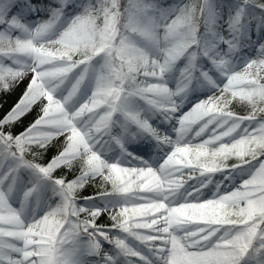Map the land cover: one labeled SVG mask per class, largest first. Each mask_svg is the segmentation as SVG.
<instances>
[{
    "label": "snow or ice",
    "instance_id": "1",
    "mask_svg": "<svg viewBox=\"0 0 264 264\" xmlns=\"http://www.w3.org/2000/svg\"><path fill=\"white\" fill-rule=\"evenodd\" d=\"M29 75L0 118V264H264V0H0V91Z\"/></svg>",
    "mask_w": 264,
    "mask_h": 264
},
{
    "label": "rangeland",
    "instance_id": "2",
    "mask_svg": "<svg viewBox=\"0 0 264 264\" xmlns=\"http://www.w3.org/2000/svg\"><path fill=\"white\" fill-rule=\"evenodd\" d=\"M24 0H18L19 4H22ZM33 3L38 7V8H43L47 3H51V0H33ZM28 21H35V20H44L47 19V13L46 12H41L39 15L35 14H29L27 17ZM255 31V30H254ZM253 39H256V36H253ZM253 57H255L256 52L252 51L250 53ZM30 75L24 79L22 82H20L17 86H14L13 89L9 92H3L0 91V118H3V116L17 103L21 95L23 94L29 80H30ZM39 105L34 106L32 111L18 124H16L11 131L13 134H17L20 131H22L33 119H35L36 115L39 112ZM229 110L235 112L236 114L239 115H247L248 114V108L246 105L240 104L237 101H233L232 104L229 105ZM259 118V117H258ZM62 139V138H61ZM61 141H57L52 147V156L56 153L57 148L59 147ZM45 158H42L43 163H46L47 161L44 160ZM236 163V160L234 158H230L226 164L228 166H231L232 164ZM76 168H79V165L77 164L75 166ZM220 174L216 175V179H220ZM102 181L100 178H96L95 180L91 181L82 191H80V199L83 202V198L90 195L92 192L99 191L100 190V185ZM82 197V198H81ZM90 264H94L93 261L89 260Z\"/></svg>",
    "mask_w": 264,
    "mask_h": 264
},
{
    "label": "trees",
    "instance_id": "3",
    "mask_svg": "<svg viewBox=\"0 0 264 264\" xmlns=\"http://www.w3.org/2000/svg\"><path fill=\"white\" fill-rule=\"evenodd\" d=\"M164 3H175L178 2V0H163ZM185 3L190 2V0H184ZM219 3H224L227 4L228 0H218ZM79 173V170L77 168H73L71 171H68L66 169H61L59 171H57L56 175L60 176V175H66L69 179L74 178L77 174ZM110 185H109V189H110ZM95 194V193H94ZM78 198H79V194H78ZM84 218V215L81 214V219ZM98 224H102V225H111L112 221L109 219V214L108 213H104L101 217L98 218L97 220Z\"/></svg>",
    "mask_w": 264,
    "mask_h": 264
},
{
    "label": "bare ground",
    "instance_id": "4",
    "mask_svg": "<svg viewBox=\"0 0 264 264\" xmlns=\"http://www.w3.org/2000/svg\"><path fill=\"white\" fill-rule=\"evenodd\" d=\"M147 158V157H146Z\"/></svg>",
    "mask_w": 264,
    "mask_h": 264
}]
</instances>
